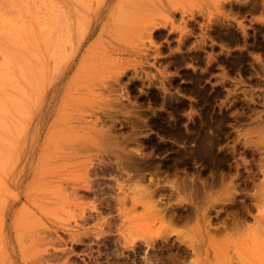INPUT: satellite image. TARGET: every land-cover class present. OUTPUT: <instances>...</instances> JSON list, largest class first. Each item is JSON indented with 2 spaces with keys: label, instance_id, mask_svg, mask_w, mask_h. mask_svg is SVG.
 I'll use <instances>...</instances> for the list:
<instances>
[{
  "label": "rangeland",
  "instance_id": "rangeland-1",
  "mask_svg": "<svg viewBox=\"0 0 264 264\" xmlns=\"http://www.w3.org/2000/svg\"><path fill=\"white\" fill-rule=\"evenodd\" d=\"M139 1L0 0V264L261 261L244 241L264 237V0H178L159 33L117 29ZM238 151L260 180L230 222ZM86 177L128 197L104 246L70 238L98 227L78 214L102 197L72 193Z\"/></svg>",
  "mask_w": 264,
  "mask_h": 264
},
{
  "label": "bare ground",
  "instance_id": "bare-ground-1",
  "mask_svg": "<svg viewBox=\"0 0 264 264\" xmlns=\"http://www.w3.org/2000/svg\"><path fill=\"white\" fill-rule=\"evenodd\" d=\"M178 0H145V1H139L137 4V6L135 8H132L134 10L132 11H125V12H121L119 14H117L116 16H114L115 20H118L119 21V24L116 25L117 26V29H124L126 26H130V27H135L137 25V27H141L142 29L144 30H149V36H151L152 32L153 31H158V33L160 32V24H157L155 23L156 21L154 20V18L158 17V16H162L165 17V19L167 21H171L172 22V18H174V15L176 13H180L181 15H184L186 14L188 11H186L183 6H180L178 3H177ZM228 1V0H227ZM213 6L217 9L219 8H222L224 3H226L225 0H211ZM263 8H264V4H263ZM209 16H211V14H209ZM160 18V17H159ZM1 21V20H0ZM2 23V22H1ZM118 23V22H117ZM3 24V23H2ZM4 25V24H3ZM61 25V24H60ZM117 31V30H116ZM124 32V31H123ZM120 35V34H119ZM109 45V43H108ZM119 46V45H118ZM109 47L111 48L112 46L109 45ZM115 47V46H114ZM123 47V46H122ZM118 48V47H117ZM112 49V48H111ZM119 49L122 51L121 47L119 46ZM118 49V50H119ZM125 49V48H124ZM123 49V50H124ZM128 51L131 52H136L137 54H140L141 51L140 49H137V48H133V47H127L126 48ZM115 50V49H113ZM126 50V51H127ZM125 51V52H126ZM124 52V51H123ZM141 55V54H140ZM106 62L110 63V62H113L116 63L117 60H114V59H107ZM112 64V66H113ZM121 65V64H120ZM124 66V65H123ZM129 65L127 64L126 67H128ZM131 66V65H130ZM117 67V66H116ZM119 71V69H117ZM116 70V71H117ZM116 72L115 75H121V72ZM12 78V77H11ZM1 81V80H0ZM13 81V79H12ZM3 83V82H2ZM16 85V84H15ZM4 87V86H3ZM18 87V86H17ZM2 89V88H1ZM18 90V89H17ZM20 90V89H19ZM71 105V104H70ZM261 136V135H260ZM262 140L264 141V138H263V133H262ZM82 138V137H81ZM107 140H105V143H106ZM81 142V141H80ZM79 142V143H80ZM250 142V141H249ZM108 143V142H107ZM103 144V143H102ZM102 144H100L99 142L95 141V139H92L89 140V141H85L84 143H80L78 144V148L80 149H91L92 147L96 148L102 147ZM112 144V143H110ZM114 144V143H113ZM262 144V143H261ZM264 144V142H263ZM106 148V147H104ZM109 148V147H108ZM99 149V150H100ZM92 150V149H91ZM109 149H107L108 151ZM89 151V150H88ZM108 153V152H107ZM121 157V155H120ZM120 157H118V160L120 159ZM116 158V157H115ZM129 158V157H128ZM122 159V158H121ZM124 159V158H123ZM108 160V159H107ZM117 160V159H116ZM109 161V160H108ZM118 164H121L122 162L119 160ZM132 162V161H131ZM105 163V162H104ZM103 164V163H102ZM112 164V163H111ZM91 165V164H90ZM115 165V164H114ZM88 166L89 165H86L85 166V170H86V175H88L90 173V171H88ZM108 166L109 168H113V165L110 167V163L108 165V163H105L103 164L102 167H106ZM116 166V165H115ZM118 167V166H117ZM121 167V166H120ZM101 168V167H100ZM95 169H98L95 168ZM94 169V171H95ZM105 169V168H104ZM119 169V167H118ZM124 169V168H123ZM121 169V170H123ZM101 170V169H100ZM113 170V169H112ZM115 170V169H114ZM113 170V171H114ZM93 171V172H94ZM97 171V170H96ZM95 171V172H96ZM107 171H110L107 169ZM118 172V171H117ZM119 172H120V169H119ZM124 172L121 171V174H123ZM119 174V173H118ZM120 176V175H119ZM123 177V176H122ZM85 178V177H84ZM87 178V177H86ZM85 181V179H84ZM100 181V180H99ZM117 181V179L115 180ZM83 182V181H82ZM95 183V182H94ZM96 185V184H95ZM95 185H93V183H90V180H88V178L86 179L85 182H83V185H78L77 188H73V194H77V192L79 191H82L81 193L84 194L83 196H85L86 194H92V195H95L97 197H102V200H100V202L98 203V206L96 207V205H93V206H89V207H81L79 208V214H78V217L80 218L81 222L83 223H87L89 221H92L94 222L95 221H98V227L97 228H91L90 230H86V231H82L81 233H76L75 235L74 234H71L70 233V238H72V240H74L75 242H78V243H83L82 240L83 238L86 239L90 244H94V245H98V243H103V246L105 245L104 243V236H105V233L106 232H109V231H112V226L114 225V221L116 220V217H118V219L121 217V215L124 213L125 211V208L123 210V207H124V203H125V196L124 195H118L122 193V185H120L119 183H116L115 184V189L118 191V193H116V195L114 197H106L104 196V194L107 195V192H109V190L111 189L108 188L107 186L104 187L103 189H95L93 188ZM98 186V184H97ZM100 187V186H98ZM135 189H136V186H135ZM138 189V187H137ZM136 189V190H137ZM61 190V189H60ZM79 190V191H78ZM111 191V190H110ZM114 192V191H113ZM142 192H144V190L141 188L140 190L136 191V195L137 197L133 199H131V203H132V206H136V204H141L144 206V199H145V194H143ZM149 193V192H148ZM148 193H146V199H147V196H148ZM72 194V195H73ZM127 194V193H126ZM153 194V193H152ZM151 194V195H152ZM80 195V194H79ZM150 195V194H149ZM87 196V195H86ZM85 196V197H86ZM88 197V196H87ZM128 198V197H127ZM144 198V199H143ZM98 199V198H97ZM144 200V201H143ZM145 208L146 210L148 209V206L145 205ZM111 212H115L117 214V216H112L110 215ZM156 212V211H155ZM263 212V211H262ZM158 213V212H157ZM261 213V212H260ZM159 214V213H158ZM78 218V219H79ZM263 220V219H262ZM161 221V220H160ZM256 221V219H255ZM261 222V221H260ZM91 223V222H89ZM256 223V222H255ZM88 224V223H87ZM81 225H84L81 223ZM259 225V224H257ZM96 226V225H95ZM83 227V226H82ZM85 227V226H84ZM254 228V227H253ZM257 228V227H256ZM259 228V227H258ZM88 229V228H87ZM263 229V227H262ZM251 231V230H250ZM262 233V230L260 231ZM252 233V232H251ZM258 235V234H257ZM260 235H264L263 233L260 234ZM82 237V238H81ZM69 238V239H70ZM165 239V238H164ZM163 239V240H164ZM71 240V239H70ZM71 240V241H72ZM84 241V240H83ZM244 241V240H243ZM114 242V241H113ZM118 244V246H124V247H127L129 248L132 253L134 252L135 250V247L129 243H127L126 241H124L123 243H119V240L118 242H116ZM247 244V246H246ZM100 245V244H99ZM107 245V244H106ZM244 245L249 248V249H255V250H258L256 251V253L261 256V261L264 263V237L262 238H258L257 236H253L251 235L248 242L244 241ZM108 248V247H107ZM137 248V247H136ZM136 251V250H135ZM122 252V251H121ZM139 252V251H138ZM255 252V251H254ZM122 254V253H121ZM129 255V254H128ZM44 256V255H43ZM42 255H40L39 257V261L42 259L43 261L46 260L45 257H43ZM55 257V256H54ZM150 257V256H148ZM57 257H55L56 259ZM51 259V258H50ZM125 259V258H124ZM129 259V258H128ZM258 259V258H257ZM49 260V258H48ZM132 260V259H130ZM114 261V260H113ZM127 261V259H126ZM146 261V260H145ZM149 261V260H147ZM259 261V264L260 262ZM47 262V261H46ZM107 262V261H106ZM261 262V264H262ZM114 263V262H113ZM127 263V262H126ZM124 263V264H126ZM145 263V262H144ZM147 263V262H146ZM150 263V262H149ZM161 263V262H160ZM133 264V263H132Z\"/></svg>",
  "mask_w": 264,
  "mask_h": 264
},
{
  "label": "flooded vegetation",
  "instance_id": "flooded-vegetation-1",
  "mask_svg": "<svg viewBox=\"0 0 264 264\" xmlns=\"http://www.w3.org/2000/svg\"><path fill=\"white\" fill-rule=\"evenodd\" d=\"M234 156L236 159H244L246 162L242 166L237 162L235 167L234 159L230 161L232 163L230 165V191L233 192L232 204H230L234 207L230 210V222L235 213L238 217L250 218V210L254 205V187L260 180L259 170L250 167L251 164H254L251 161L252 154L238 151L234 153Z\"/></svg>",
  "mask_w": 264,
  "mask_h": 264
}]
</instances>
